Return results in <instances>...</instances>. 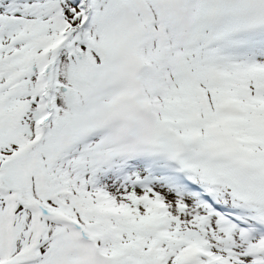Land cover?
Returning <instances> with one entry per match:
<instances>
[{
  "label": "snow or ice",
  "instance_id": "6c2138e0",
  "mask_svg": "<svg viewBox=\"0 0 264 264\" xmlns=\"http://www.w3.org/2000/svg\"><path fill=\"white\" fill-rule=\"evenodd\" d=\"M0 264H264V0H0Z\"/></svg>",
  "mask_w": 264,
  "mask_h": 264
}]
</instances>
